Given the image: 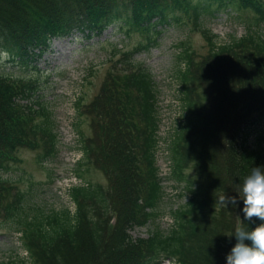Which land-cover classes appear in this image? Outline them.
I'll use <instances>...</instances> for the list:
<instances>
[{
  "label": "trees",
  "instance_id": "trees-1",
  "mask_svg": "<svg viewBox=\"0 0 264 264\" xmlns=\"http://www.w3.org/2000/svg\"><path fill=\"white\" fill-rule=\"evenodd\" d=\"M222 10L250 11L247 34L217 40L206 20ZM182 21L209 45L198 62L185 47L176 70L185 114L171 147L173 171L182 179L191 166L194 178L189 199L172 212L175 227L157 225L135 238L131 229L159 216L163 189L156 157L159 90L134 55ZM110 26L137 32L148 43L122 53L124 65L111 68L86 109L93 134L83 142L85 157L108 186L73 188L75 213L29 205L27 193L4 173L21 148L43 144L46 155L56 157V122L35 97L38 82L0 73V224L21 232L32 264H156L163 256L181 264H226L235 229L254 225L243 219L242 201L225 206L219 198H239L243 178L264 166V130L249 144L250 125L256 115L264 117V0H0V54L27 63L42 57L54 38L101 35Z\"/></svg>",
  "mask_w": 264,
  "mask_h": 264
},
{
  "label": "rangeland",
  "instance_id": "rangeland-1",
  "mask_svg": "<svg viewBox=\"0 0 264 264\" xmlns=\"http://www.w3.org/2000/svg\"><path fill=\"white\" fill-rule=\"evenodd\" d=\"M228 12L229 10H222L217 16L206 20L219 41H229L232 37L247 34L244 21L251 12ZM189 19L186 16L185 20ZM184 22L163 29L159 26L162 33L157 35V43L150 50H141L134 55L135 60L144 61L159 90L160 128L156 157L163 196L156 211L160 213L159 216L146 226L131 229L133 237H146L150 229L157 225L164 231L174 228L176 222L172 212L187 200L188 181L194 178L195 172L191 166L183 169L185 177L182 179L173 171L171 147L180 127L182 114L183 117L185 114L183 103H179L182 88L176 70L181 66L179 53L185 47L192 53L194 61L198 62L207 54L209 45L202 34L193 29L191 23ZM262 33L264 35V27ZM152 34L155 35L154 32ZM144 42L148 43L141 34L130 32L129 35L115 26L108 27L101 35L90 37L75 33L69 37L54 38L42 57L27 63H19L17 59L16 62H10L8 54L2 52L0 73L38 82L39 90L35 97L40 96L41 104L51 111L56 122V132L67 142H62L64 146L77 144L75 133L78 134V131L83 134L81 143L84 145V140L93 134V116L86 110L88 105L101 93L111 68L124 65L122 53L137 51V45ZM255 117H259V120L249 126L251 145L255 144L256 135L264 130V117ZM64 146H60V152L53 158L46 155L43 144L36 149L21 148L17 160L10 162V169L4 175L13 178L18 187L27 193L30 206L39 205L46 212L74 210L70 191L77 186V179L74 177L76 171L83 174L86 182L108 186L104 173L93 164H88L85 156L78 166L72 159L67 162L63 155ZM59 174L61 175L56 182ZM5 225L6 223L0 224V264H32L21 234L16 231L8 232Z\"/></svg>",
  "mask_w": 264,
  "mask_h": 264
},
{
  "label": "clouds",
  "instance_id": "clouds-1",
  "mask_svg": "<svg viewBox=\"0 0 264 264\" xmlns=\"http://www.w3.org/2000/svg\"><path fill=\"white\" fill-rule=\"evenodd\" d=\"M219 200L235 207L242 201L243 219L254 225L251 230L235 229L236 244L226 256V264H264V166L251 168L243 178L239 198L222 195Z\"/></svg>",
  "mask_w": 264,
  "mask_h": 264
},
{
  "label": "built area",
  "instance_id": "built-area-1",
  "mask_svg": "<svg viewBox=\"0 0 264 264\" xmlns=\"http://www.w3.org/2000/svg\"><path fill=\"white\" fill-rule=\"evenodd\" d=\"M167 264H169V263L167 262Z\"/></svg>",
  "mask_w": 264,
  "mask_h": 264
}]
</instances>
